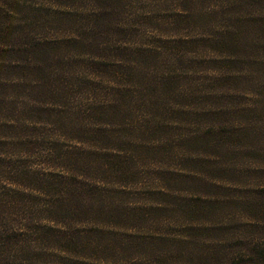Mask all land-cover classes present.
<instances>
[{
  "label": "trees",
  "instance_id": "trees-1",
  "mask_svg": "<svg viewBox=\"0 0 264 264\" xmlns=\"http://www.w3.org/2000/svg\"><path fill=\"white\" fill-rule=\"evenodd\" d=\"M204 2L0 0V264H264V0Z\"/></svg>",
  "mask_w": 264,
  "mask_h": 264
},
{
  "label": "rangeland",
  "instance_id": "rangeland-1",
  "mask_svg": "<svg viewBox=\"0 0 264 264\" xmlns=\"http://www.w3.org/2000/svg\"><path fill=\"white\" fill-rule=\"evenodd\" d=\"M204 4H201L197 7V11L200 12L204 8L211 6L208 11L207 15L205 16V21L208 22L205 23V26L202 30H199L198 32L201 35H206L207 33H212L210 27L215 28L218 26V23H215L216 21L222 22L225 18L224 13H228L225 11V6L223 3L221 4L220 0H213L212 2H208L207 0H204ZM213 15H216L215 19L213 18ZM214 24H210L213 23ZM207 77H209L207 75ZM236 91V90H235ZM238 92V91H237ZM240 93V92H238ZM217 96L218 99L209 107V108H192V110H210V116L205 119L204 121H200L199 124L203 126H215L220 128H228L231 126H234L236 124H240L241 122H238L241 120L244 116L241 113L240 108H237L242 103L246 102V99L237 96L234 93H228V91L224 88H218L217 89ZM195 124V123H193ZM192 124V125H193Z\"/></svg>",
  "mask_w": 264,
  "mask_h": 264
}]
</instances>
